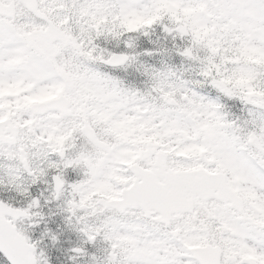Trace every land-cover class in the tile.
I'll use <instances>...</instances> for the list:
<instances>
[{"label": "snow or ice", "instance_id": "1", "mask_svg": "<svg viewBox=\"0 0 264 264\" xmlns=\"http://www.w3.org/2000/svg\"><path fill=\"white\" fill-rule=\"evenodd\" d=\"M0 264H264V0H0Z\"/></svg>", "mask_w": 264, "mask_h": 264}]
</instances>
